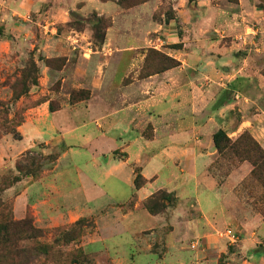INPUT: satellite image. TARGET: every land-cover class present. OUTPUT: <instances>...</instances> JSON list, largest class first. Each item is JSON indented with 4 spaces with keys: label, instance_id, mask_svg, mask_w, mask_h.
I'll return each mask as SVG.
<instances>
[{
    "label": "rangeland",
    "instance_id": "rangeland-1",
    "mask_svg": "<svg viewBox=\"0 0 264 264\" xmlns=\"http://www.w3.org/2000/svg\"><path fill=\"white\" fill-rule=\"evenodd\" d=\"M97 1L107 6L95 10L81 0L67 8L64 0H43L38 9L13 17L14 34L0 26V38L8 43L0 54V101L10 110V126L15 111L23 118L15 127L17 135L0 134V200L9 210L0 214V221L6 217L29 223L25 229L10 228L8 235L0 233L18 245L17 249H9L10 243L0 245V264H264V172L252 175L246 159L247 154L264 157L256 137H264V105L244 109L240 98L215 119L217 107L205 90L214 84L209 62L204 65L207 77L186 73L198 63L190 59L198 40L219 35L203 22L192 21V9L179 11L174 7L177 0H127L132 6ZM249 25L252 28L241 34L223 35L242 47L232 62L216 67L223 76L216 78L224 84L221 100L233 101L229 90L244 97V72L264 77V56L256 55L250 44L264 40V26L258 21ZM28 63L37 69V84L13 99L12 80L1 84ZM182 71L185 78L179 84ZM136 93L153 99L135 107L132 132L152 141L150 118L181 117L201 126L193 138L206 154L200 157L199 172L190 170L192 157H174L176 171L173 163L161 166L159 177L151 179L158 177L153 184L157 191L146 198L155 197L153 209L159 211L155 215L143 206L146 199L136 200L139 195L131 188L130 171L133 185L136 174L142 176L141 163L131 160L140 146H128L130 158L129 142L120 144L127 120L116 114L137 103ZM160 100L165 110L157 109ZM57 111L63 113L53 116L45 134L47 119ZM115 117L120 119L118 126ZM247 117L252 125L244 122ZM208 124L212 125L207 128ZM202 130L209 134L207 144L202 143ZM218 130L230 140L221 152L212 140ZM66 153L68 161H58ZM91 155L99 163L125 165L116 172L120 200H49L48 182L42 186L38 182L58 166L69 165L70 171L83 166ZM182 179L186 185L190 180L198 183L200 199L210 189L215 200H196L187 187L179 194L169 192L179 190ZM44 193L45 200H36ZM228 228L239 236L237 243L223 235ZM22 247L29 252L24 254Z\"/></svg>",
    "mask_w": 264,
    "mask_h": 264
},
{
    "label": "crops",
    "instance_id": "crops-1",
    "mask_svg": "<svg viewBox=\"0 0 264 264\" xmlns=\"http://www.w3.org/2000/svg\"><path fill=\"white\" fill-rule=\"evenodd\" d=\"M78 1L81 0H64L65 6L68 8L70 6L75 5ZM84 1V0H82ZM87 4L86 7H90L95 10H100L107 6L106 3L97 1V0H86ZM260 0H192V5L189 7L188 4L190 0H177L175 8L179 11H188L192 9V21H200L199 23L203 22L204 27L216 31L219 35L216 39L211 40H198V49H195L194 52L191 54V60L198 62L196 67L193 70H189L187 75L193 77H204L208 76L206 71L204 70V65L206 62H209L211 72L209 73L211 79L214 80V84H210L205 89L207 94L211 97V102L215 103L217 107L216 112L214 113L215 119L216 115L223 114L225 110L231 109L234 107L236 101L240 98H243L245 108L256 107L257 109L261 108L264 105V77L259 72L250 73L244 72V97L239 95L237 92H233L229 90L227 94L231 98L233 97V101L229 98H223L221 100V90L224 86L223 83L219 82L217 79L221 76L216 69L219 64H224L226 62H232L235 59V54L239 51L242 47V43L237 44L233 40L228 42V40H224L225 36H234L237 34H241L243 31L246 32L247 29L252 28L249 23L253 21H258L264 26V6H258V2ZM264 1V0H263ZM43 0H0V26L6 33H15L17 29V25L13 22V17L15 15H25L26 12L29 10H36L42 5ZM48 24V23H47ZM264 33V27L261 29ZM261 32V31H260ZM261 32V33H262ZM250 39H248L249 41ZM255 46V54L259 56H264V40H260L257 43H252ZM6 46L8 43L0 38V54L5 51ZM247 48L244 44V49ZM246 58L244 57V61ZM179 71V70H177ZM185 78V71L181 72L180 78L178 76V82L183 83ZM217 78V79H216ZM225 78V77H224ZM222 79V78H220ZM142 94H135L134 98L137 99V103H132L128 105V108H123L120 113L116 114H124V118L127 120L126 125L127 128L124 131L126 136H120V144L122 142H129L126 144V149L128 150L130 158H132L130 154L129 147H132L135 144L140 146V151L134 157L133 160L136 163H141V174L142 176L147 179L148 181L141 186L140 188L136 189L132 182V173L130 171V182L133 193L139 195V198L136 200H145L148 196L156 192L157 190L153 188V184L155 181L158 180V172L161 166H168V163H173L175 166V158L177 156L180 157H192L193 158V165L190 170L193 172L200 171V157L202 155L206 156L204 151L201 152L202 144L195 138H193L200 130L201 126L197 124V122L192 121H185L181 117H168V116H157L152 119V124L154 126V139L152 141H146L145 139L138 137L135 132H132L129 128L130 126V119L132 117V113L135 107H142V103L146 102L147 105L151 103L153 98L142 97ZM141 98L144 101L140 100ZM132 99V98H130ZM235 102V103H234ZM157 105L158 110H165L167 108L165 102L160 100L159 104ZM183 107V106H181ZM63 113L62 111L54 112L50 119H47L50 126L48 125L44 128L45 134L46 129L49 130L52 127V118L54 115ZM165 114V112H163ZM192 115V114H189ZM257 115V114H256ZM117 118V126L119 125V120ZM246 121L250 125H252V118H245ZM260 119V117L258 118ZM46 120V121H47ZM218 120V118H217ZM44 121V122H46ZM43 122V123H44ZM215 124L218 125V122L215 120ZM42 125V124H41ZM212 124H208L207 128H209ZM49 127V128H48ZM241 127V126H240ZM239 127V128H240ZM206 128V129H207ZM239 128L233 132V134L237 135ZM183 130L182 133H178L179 130ZM127 131V132H126ZM205 133L204 140L202 143H206L210 141L209 134L206 135V130H202ZM132 132V133H131ZM175 132V134H172ZM258 141L260 142L261 146L264 149V137L256 136ZM160 138V140H158ZM123 145V144H122ZM129 146V147H128ZM155 148L154 152L153 149ZM160 148V149H159ZM204 148V147H203ZM163 149V150H162ZM151 151V153H150ZM153 152V153H152ZM147 156H151L152 158L145 160ZM68 155L63 154L59 157L60 162L68 161ZM67 158V159H66ZM74 160V159H73ZM75 161V160H74ZM85 164L83 166H75L73 170H68L67 168L69 165H63V167H56V171L51 173L48 177L44 180H40L38 183L42 186L43 181L48 182L49 188V200H105L106 197L109 200H116L120 198V179L116 177V172L121 169L123 166H119V164L109 165L103 163H99L93 160V156L91 158L84 161ZM90 162L94 164L91 165ZM167 164V165H166ZM207 162L204 163L206 165ZM199 165V168L196 169L195 167ZM203 166V165H202ZM78 168V169H77ZM176 171V166H175ZM86 173V176H79L76 173ZM158 176L153 179L155 176ZM176 179H179L181 176ZM181 182L180 186L178 187L179 190L171 189L169 192H176L180 191L182 188L187 187L191 189V193L193 194L196 200H215V197L210 192V189H207L202 198L200 199L198 196V183L190 182L186 185L184 179ZM84 182L86 185L84 188L80 186V184ZM65 184L64 186H62ZM68 185L71 187V192L68 193ZM122 185V184H121ZM42 188L40 187V190ZM82 189L84 191H82ZM160 189V188H159ZM45 193L36 199V200H45ZM135 196V194H133ZM120 200V199H117ZM129 200V199H127Z\"/></svg>",
    "mask_w": 264,
    "mask_h": 264
},
{
    "label": "trees",
    "instance_id": "trees-1",
    "mask_svg": "<svg viewBox=\"0 0 264 264\" xmlns=\"http://www.w3.org/2000/svg\"><path fill=\"white\" fill-rule=\"evenodd\" d=\"M127 0H117V3L120 6L127 5V6H132V4H126ZM37 69L32 63H28L24 68L20 69L18 72H14L10 77H8L1 85L5 86L9 80H12L11 82V90L13 92V99H17L23 95H26L32 85L37 84ZM75 98L72 97V100ZM78 100V99H77ZM51 109V108H50ZM53 110V109H52ZM9 108L6 106L4 102L0 101V134L2 133H12L14 135H17L15 127L19 126L23 122L22 116L18 115V113L15 111L14 114L12 115L15 119V125L10 126V122L7 119L8 114H9ZM213 144L214 147L218 150V152H221L226 145L230 143L229 138L226 136V134L222 130L216 131L213 136H212ZM244 140H248V137L244 135ZM246 159L251 163L252 165V170L251 174H259V172H264V157L261 159H255L251 155L247 154ZM146 183V179H144L140 174H136V177L134 179V186L136 189L140 188ZM155 197H150V199H146L144 202L143 206L147 211H149L150 214H158L159 211H156L153 209V203L152 200H154ZM8 206L4 204L0 200V214L3 211H7ZM9 211V210H8ZM29 223L27 221H19V222H13L12 220L4 217L0 221V233L3 232L8 235L9 229L10 228H20V229H25L27 228ZM10 243L11 247L9 249H17L18 245L14 242L11 241V239H8L7 236L5 235L4 237H0V245ZM5 247V246H1ZM6 248V247H5ZM22 252L24 254H27L29 250L27 247H22ZM35 247L31 248V252H34ZM12 250H9L8 253H11Z\"/></svg>",
    "mask_w": 264,
    "mask_h": 264
},
{
    "label": "built area",
    "instance_id": "built-area-1",
    "mask_svg": "<svg viewBox=\"0 0 264 264\" xmlns=\"http://www.w3.org/2000/svg\"><path fill=\"white\" fill-rule=\"evenodd\" d=\"M223 235L228 239V241L230 243H237L240 238L239 236L236 234V232H234L232 229L228 228L224 231ZM196 241H193L191 243V248L194 249L197 245Z\"/></svg>",
    "mask_w": 264,
    "mask_h": 264
}]
</instances>
